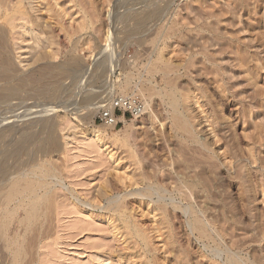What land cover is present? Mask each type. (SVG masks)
Here are the masks:
<instances>
[{
    "label": "rangeland",
    "instance_id": "1",
    "mask_svg": "<svg viewBox=\"0 0 264 264\" xmlns=\"http://www.w3.org/2000/svg\"><path fill=\"white\" fill-rule=\"evenodd\" d=\"M35 4L38 27L0 19V162L34 134L22 161L58 176L20 264H264V0ZM117 95L150 110L107 128ZM96 128L105 146L83 139Z\"/></svg>",
    "mask_w": 264,
    "mask_h": 264
},
{
    "label": "bare ground",
    "instance_id": "2",
    "mask_svg": "<svg viewBox=\"0 0 264 264\" xmlns=\"http://www.w3.org/2000/svg\"><path fill=\"white\" fill-rule=\"evenodd\" d=\"M35 1L36 0H0V19L6 20L8 22V24H10L12 27H14V26L18 27L19 25H15V22L16 21L21 22V21H26V20L31 19L32 18V12H33V27H38L39 22L36 21L37 18L35 19V17H37L38 15L37 16L34 15V14H36V11H38V10H36V11L34 10L36 5H37V4H35ZM140 14H138V15H140ZM150 16H152V14ZM152 18H154V16ZM147 19H149V18H147ZM149 20H151V19H149ZM136 21H137V19H136ZM143 21H145V20L143 19ZM36 22H38V23H36ZM144 23L146 24V21ZM144 23L141 24V27H143ZM137 30L139 31V29H137ZM128 31H129V28H128ZM130 31H135V30H132L130 28ZM32 34H33V31H32ZM6 37H7V35H6ZM36 37H38V36H36ZM3 45H4V39L2 37H0V47H2ZM2 59H3L4 63H8V59H6V57H3ZM11 69L6 68L3 65L2 67H0V73L4 74L7 77L10 76V79H11V76H12ZM47 75H49V71L44 69L42 76H41L44 79V81L47 79ZM16 77H18V76H16ZM14 79H15V76H14ZM76 83L77 82L75 81L74 84H76ZM130 87H131V78H128V79L126 78V81H124L123 84L121 83L120 86H119V84H115L113 86L112 92H114V93L117 92L118 88H120L124 92V91L130 89ZM3 89H6V88H3ZM174 94H171V96H173ZM172 99L174 100L172 103V104H174L173 106L175 108H177V104H178L177 96L174 95ZM145 100H146V111H149L150 110V100H148V98H146V97H145ZM43 109H45V108H43ZM50 109H53V108H50ZM181 110H182V108H181ZM183 112H179L178 110H176L175 119H176V122L178 124L181 123L182 126L188 127V125H189L188 121L189 120L186 117L185 112L184 113ZM182 126H179V127L181 128ZM190 126H191V124H190ZM50 130H52V127ZM35 134H36V132H35ZM33 136H34V134L29 135V133H28V135H25L23 139L17 141L12 146L11 150H9L6 153L3 161L0 162V182L2 181L0 183V244H1L0 247H1V250L4 252L6 259L9 261V264H20V262L22 261V259L24 257L25 241L27 238L28 231L32 230V228L36 224V222L39 221L40 218L44 216L43 209H44L45 205H47V203L49 201V195L51 194L52 188L54 187L53 186V180L56 177H58L54 173L55 170L54 171L52 170L53 167L51 168V166L49 165L51 169L46 168V163L42 164L40 162L36 165H33V156L31 157L30 161L29 160L28 161H22V157L25 155L26 150L29 149V148L25 149V143L27 141H29V143H30V141L34 139ZM44 136L42 138H44ZM39 138H40V136H39ZM83 139H85L89 143H92L93 146L94 145L105 146L104 143L106 140V136L100 129L96 128L93 130L86 131L84 133ZM35 143H37V141ZM50 144L53 147H56V145H57L56 141L54 139L50 140ZM40 145H41V143H40ZM38 150H39V148H38ZM42 150H43V148H42ZM26 156L27 155H25V157ZM12 158H14L18 163L20 162L19 163L20 166L19 165L18 166L21 167V168H18L17 172H15L16 170L14 171L15 172L14 175L11 174L8 170V166H10V165H8V161H9V159H12ZM151 188H153V187H151ZM148 190H150V188ZM148 192L149 191H147V193ZM151 193H153V192L151 191ZM112 198H114V197H112ZM146 198H148V197H146ZM117 201L112 200L109 202V200H108V204L110 203V205H113V206L117 205L115 208V211H117L118 213H123V209L119 206ZM105 208H106V206H105ZM19 213L21 215H19ZM110 213H112V212H110ZM130 226H131V223H130ZM198 228H199L200 232L204 233V230L202 229V227H200L198 225ZM134 231H135V234L138 238H140L144 242L146 241L145 240L146 236L143 233L142 229H140L139 227H135ZM231 261L233 264L236 262L234 259H232Z\"/></svg>",
    "mask_w": 264,
    "mask_h": 264
},
{
    "label": "built area",
    "instance_id": "3",
    "mask_svg": "<svg viewBox=\"0 0 264 264\" xmlns=\"http://www.w3.org/2000/svg\"><path fill=\"white\" fill-rule=\"evenodd\" d=\"M146 113V102L136 95H117L104 106L97 121L110 129H117L127 121L141 119Z\"/></svg>",
    "mask_w": 264,
    "mask_h": 264
}]
</instances>
